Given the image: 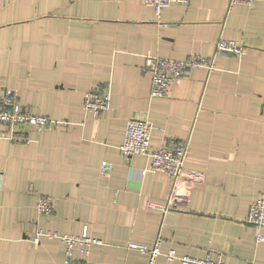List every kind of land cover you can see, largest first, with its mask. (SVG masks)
I'll list each match as a JSON object with an SVG mask.
<instances>
[{
	"label": "crops",
	"instance_id": "crops-1",
	"mask_svg": "<svg viewBox=\"0 0 264 264\" xmlns=\"http://www.w3.org/2000/svg\"><path fill=\"white\" fill-rule=\"evenodd\" d=\"M228 4L171 3L158 19L141 0H0V98L13 90L22 109L65 122L26 126V142L0 124V264H63V243L35 242L38 230H86L99 240L89 264H146L128 245L156 238L162 252L264 264V240L245 221L264 191V0ZM218 37L242 51L150 96L145 56L211 55ZM89 89L109 94L97 117L82 107ZM133 117L152 124L150 148L186 142L176 178L151 170L145 154L121 155ZM103 160L113 164L106 175ZM40 196L52 213L37 212Z\"/></svg>",
	"mask_w": 264,
	"mask_h": 264
},
{
	"label": "built area",
	"instance_id": "built-area-1",
	"mask_svg": "<svg viewBox=\"0 0 264 264\" xmlns=\"http://www.w3.org/2000/svg\"><path fill=\"white\" fill-rule=\"evenodd\" d=\"M188 0H141L143 4L153 8L156 17L159 19L161 11L171 3H186ZM253 0H229L228 6L234 3L251 5ZM242 43L236 40L224 39L218 37L215 42V49L211 55L199 53L190 54L184 60L168 58L159 55H147L144 58V68L149 72L150 96L163 97L169 92L173 81L185 77L191 68L201 67L207 72L217 67V55L225 53L237 54L242 51ZM109 94L107 91L100 92L96 89H89L83 95L82 107L92 117H97L108 107ZM0 124L6 126V137L14 142H26L28 136L22 132L26 126H31L37 130L64 124L63 120H54L46 115L24 110L19 105L16 93L13 90L6 89L0 98ZM153 129L152 124L144 119L130 118L125 126L124 135L118 149L121 155L129 157L135 154H145L149 157V168L159 171L172 179L179 174L185 153L186 142L182 140H171L157 148H150V136ZM112 162L103 160L100 163V173L108 174L112 168ZM54 208L51 198L40 196L36 202V210L39 214H50ZM246 223L256 227L255 241L264 240V191L260 192L256 199L251 202ZM43 235L46 237L59 238L64 247L63 264H89L86 260L90 253V247L99 240L86 230L79 235L58 234L54 231L38 230L35 242ZM131 249L137 250L147 258L146 264H155L157 257L163 255L169 262L177 261L181 264H227L222 260L220 254L211 258L207 254L203 258H193L189 255H178L174 249L162 252L160 248V239L156 238L151 246L130 243Z\"/></svg>",
	"mask_w": 264,
	"mask_h": 264
}]
</instances>
